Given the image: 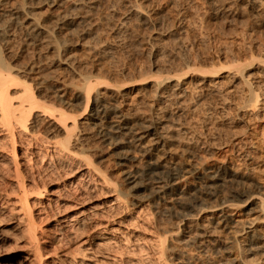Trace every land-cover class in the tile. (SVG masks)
I'll return each mask as SVG.
<instances>
[{"label": "rangeland", "instance_id": "obj_1", "mask_svg": "<svg viewBox=\"0 0 264 264\" xmlns=\"http://www.w3.org/2000/svg\"><path fill=\"white\" fill-rule=\"evenodd\" d=\"M47 1L0 0V264H264V0Z\"/></svg>", "mask_w": 264, "mask_h": 264}, {"label": "bare ground", "instance_id": "obj_2", "mask_svg": "<svg viewBox=\"0 0 264 264\" xmlns=\"http://www.w3.org/2000/svg\"><path fill=\"white\" fill-rule=\"evenodd\" d=\"M47 1V0H46ZM57 2H58V0H48L47 1V3H46V5H48V6H50V7H53V6H55L56 4H57ZM73 6H76V4H73ZM30 21V20H29ZM64 21V20H63ZM72 21H73V19H72ZM60 22H62V21H60ZM67 22V20L64 22V24ZM29 23V22H28ZM31 23H32V21H31ZM30 23V24H31ZM34 23V22H33ZM37 25H32L29 29H28V31L31 33V34H33V35H41V33H43V29H42V26H40L39 27V25H38V23H36ZM69 24V23H68ZM27 26H28V24H27ZM27 29V28H26ZM45 31V30H44ZM28 32V33H29ZM36 36V37H37ZM35 37V36H34ZM39 37V36H38ZM1 78H2V76H0V123L2 124V127H3V125H4V127L6 126V128L7 129H9L11 126H12V121L11 120H13V121H16L18 124H20V126H21V128H19V129H22L23 131L22 132H26L27 131V125H26V122H25V124L24 123H21L20 121H23L24 122V118H22V119H20V117L22 116L21 114L23 113V112H25L26 110H27V108H28V105H29V107H30V103H31V97H29L28 95H27V93H28V91H26L25 90V88L23 89V97H22V101H19V102H17V103H15V102H10V100L8 99V96H6V94H5V92L2 90V88H3V83H4V81H1ZM86 84H88L87 82H86ZM1 85H2V87H1ZM89 85V84H88ZM175 87V86H174ZM89 88V87H88ZM177 88V87H176ZM171 90L173 91V88H171ZM176 90V89H175ZM175 90L173 91V93L175 92ZM87 93V92H86ZM178 93V92H177ZM176 94V93H175ZM173 95V94H172ZM182 95V94H181ZM32 96V95H31ZM84 96H86V94H84ZM162 97V96H161ZM162 99V98H161ZM21 100V99H20ZM97 100V99H96ZM92 101L91 102V111H95V108H100V107H102V108H104L103 107V105L102 104H100L99 103V105H98V103L96 104V102H98V101ZM98 100H99V98H98ZM104 100V99H103ZM170 100V99H169ZM165 101H167V100H165ZM87 102V101H86ZM29 109V108H28ZM86 109V108H85ZM84 109V110H85ZM105 110V109H104ZM86 111V110H85ZM98 111V110H97ZM24 114V113H23ZM26 114H28V113H26ZM26 114H24L26 117L28 116V115H26ZM30 114V113H29ZM111 114L113 115V114H116V112L114 111V110H111ZM116 116V115H115ZM119 116V115H118ZM117 116V117H118ZM44 119L46 120V118H43V121H44ZM42 121V122H43ZM50 121V120H49ZM48 122V121H47ZM73 122H74V119H73ZM76 122V121H75ZM75 122H74V124H75ZM48 123H50V122H48ZM65 123V122H64ZM18 124H16V126L18 127ZM51 124V123H50ZM47 125V124H46ZM72 126V125H71ZM3 127V128H4ZM13 127H14V125H13ZM67 127V126H66ZM148 127V126H147ZM2 128V129H3ZM6 128H4V129H6ZM6 129V130H7ZM69 129V128H68ZM67 129V130H68ZM73 129V128H72ZM71 129V127H70V129L69 130H72ZM147 129V128H146ZM148 129H150L149 127H148ZM14 130V129H13ZM9 132V131H8ZM7 132V133H8ZM68 132V131H67ZM148 132V131H147ZM31 134L33 135V132H31ZM8 137V136H7ZM12 138H13V136H12ZM12 143H15L14 142V139H13V142ZM69 145V144H68ZM67 147V146H66ZM15 148V147H14ZM68 148V147H67ZM13 151H14V149H13ZM71 155V154H70ZM75 155V154H74ZM15 156V155H14ZM87 159V158H86ZM88 161V160H87ZM90 163V162H89ZM153 167V166H152ZM155 167V166H154ZM157 169V168H156ZM155 169L154 168H149L148 170H147V172H146V175L148 176V175H150L151 174V176L153 177V175H155V174H153L155 171H154ZM153 174V175H152ZM156 174H158V172L156 171ZM167 176V175H166ZM155 177V176H154ZM150 178V177H149ZM170 178V177H169ZM40 194V193H39ZM23 195H24V193H23ZM26 195V194H25ZM25 195H24V204H25V206H26V208H27V204H26V202H27V198L25 197ZM23 204V205H24ZM165 241H166V239H163L162 240V243L164 244L165 243ZM104 244V243H103ZM94 264H96V263H94Z\"/></svg>", "mask_w": 264, "mask_h": 264}]
</instances>
